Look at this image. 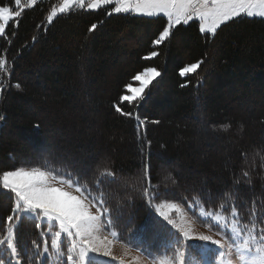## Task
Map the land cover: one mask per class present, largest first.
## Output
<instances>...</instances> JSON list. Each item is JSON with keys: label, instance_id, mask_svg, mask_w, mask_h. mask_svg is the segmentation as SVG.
I'll list each match as a JSON object with an SVG mask.
<instances>
[{"label": "trees", "instance_id": "16d2710c", "mask_svg": "<svg viewBox=\"0 0 264 264\" xmlns=\"http://www.w3.org/2000/svg\"><path fill=\"white\" fill-rule=\"evenodd\" d=\"M2 2L16 9L14 0ZM55 2L40 0L24 10L19 26L11 24L0 40V58H7L14 84L0 106L5 122L0 131V173L12 162L79 182L96 203L101 200L120 241L149 254L168 251L178 236L158 218L155 205L159 198L185 207L198 204L235 217L241 224L264 225V149L251 164L246 166L244 160L258 133L264 134V19L237 17L215 34L202 33L200 23L193 20L176 26L167 40L154 45L167 27L164 17L108 15L107 9L92 12L77 6L48 22ZM92 24L97 25L95 31H89ZM125 34L135 40L129 52L123 45ZM152 51L159 54L144 59ZM201 59L204 63L196 73L179 75L182 67ZM148 67H156L161 76L144 93L146 99L139 106L121 102V95L129 93L126 85L134 86L133 77ZM115 104L133 116L121 115ZM84 105L106 113L100 123L103 136H87L86 127L97 113ZM158 106L169 111L166 122L155 115ZM50 108L56 115L53 126L73 125L77 137H84L88 145L113 149V161L81 170L44 146L38 157L16 161L17 141L6 136L8 129L42 133L50 123L40 119L39 113L49 114ZM199 109L203 118L208 116L210 128L206 129L211 135L224 139L244 127V138L230 165L196 161ZM156 151L191 166L203 165L207 185L201 187L199 175L193 173L192 177L159 182L157 167L164 158L157 157ZM211 162L219 179L211 171ZM135 175L140 177L137 186L120 190ZM173 179L185 189L175 188ZM14 206V194L0 184V238L9 228L14 229L23 264H39L41 235H46L48 226H39L25 215H13ZM9 215H13L11 224ZM48 249L51 251L50 244ZM0 258L5 263L10 259L2 246Z\"/></svg>", "mask_w": 264, "mask_h": 264}, {"label": "rangeland", "instance_id": "374dc122", "mask_svg": "<svg viewBox=\"0 0 264 264\" xmlns=\"http://www.w3.org/2000/svg\"><path fill=\"white\" fill-rule=\"evenodd\" d=\"M38 1L40 0H36V3ZM88 3H91V0H85L86 6ZM114 3L115 0H113V3L109 5L102 4L97 10H89L85 6L84 10L94 12L107 9L108 11H111L114 7ZM35 4H32L31 0H25L23 4L21 3L20 9H23V11L29 10L33 8ZM62 5L63 0H56L52 10L49 13V15H51L54 10L56 11V15L53 16V19L64 14L58 11L59 7ZM77 6L78 5H73L72 8ZM70 10H66L65 13L69 12ZM113 15L166 18L162 15L152 17L136 14L113 13ZM248 18L264 19L258 16ZM193 20H197L200 23L198 17L195 16L188 23ZM11 24L12 22H9V24L6 25V31ZM181 24H184L183 21ZM223 24H221L218 29ZM175 27L176 26L173 28ZM2 37L3 36H0V40ZM123 45L129 52L133 49V46H135V40L131 39L130 35L125 34L123 37ZM13 86V81H10V87ZM138 86H140V82L135 81L134 87ZM84 107L89 111L91 110L93 113L98 114H96V119H94L93 123L86 127L87 136L90 138L94 135V133L98 136H103L104 132H102L103 129L100 123H102V121L105 119L106 113L103 110L95 112L86 105H84ZM51 111L52 109L50 108L49 114L39 113L40 119H42L44 122L50 123L47 126L48 128L45 129L46 131H43L42 133L33 134L22 128L8 129L6 136L17 141V143H15V151H17V154L14 156L16 161L17 159L29 160L38 157L39 154H42V152L39 151L43 148V146L46 147L48 151H57L58 159L67 160L71 162L73 166L81 170H89L91 167L93 168L99 164H104L105 162L111 163L113 161V149L109 150V148H103V146H101V148H97L96 144L93 146L88 145L84 137L83 139L77 137V134L75 133L76 129L73 125L64 126L58 123L53 126L54 124L51 123L56 120V115L51 113ZM202 113L203 112L199 109L198 115L200 120L198 123L200 130L197 133V143L195 145L196 152L198 154L196 161L201 164L214 161L216 164L230 165L232 162L231 159L234 158V153L238 142L244 138V127L242 126L243 128L240 127L238 130H235L230 137L222 139L217 137L215 134L211 135L209 132H207L206 128H210L207 125L208 116L203 118L204 113ZM155 115L161 116L162 120L166 122L169 118V111H165L162 106H158L155 109ZM214 129L215 128H212L211 131L216 130ZM258 136H261V138ZM249 147H251L250 150H248L246 152V156H244L246 166L251 164V161H253V159L258 156L259 150L264 149L263 132L258 133L257 141H255V143ZM155 155L157 157L164 158V160H162L157 167V176L160 179L159 182H164L166 179L168 180L171 177H175L177 179L179 177H192L193 173L195 176L199 175L198 178L201 179V187H205L207 185L209 178L203 174V165L198 167L191 166L187 164L185 160H179L175 157H171L170 155H165L162 151H156ZM212 157L214 160L211 159ZM214 162H211L210 168L212 172L217 174L216 177L219 179L221 175L218 173L219 171H217V167L215 166ZM18 167L29 168L26 166H19L17 163L13 164L11 162L10 165L4 166L3 172L15 170ZM188 167H191V169ZM3 172L0 173V175H2ZM188 172H190V174H188ZM54 176L57 178V187H61L65 191H70L73 195H80V193L75 191L74 180L57 175ZM61 178L65 181L71 180L73 182V186L69 187L67 183H60ZM139 180V175L133 176L132 181H130L128 185L120 187V190H129L131 189V186H137ZM173 182L175 188L185 189V186L182 183L176 186V179H173ZM115 187L117 186L115 185ZM86 194L88 196L87 202L92 203V207L90 209L91 213L100 217L96 222L94 230L89 234V238L92 239L94 243H96L100 250L97 252H92L90 250L87 251L82 261L80 260V256L83 248L80 237L75 235L69 236L67 231L60 226L58 221H56L54 218L45 217L42 211L29 212L25 210L18 212V215H27L34 218L36 217L39 226H42L44 223L49 226L48 234H50V237L44 233L41 235L43 238L42 252H40L39 255L40 260L42 258L43 264H47L46 255L49 254L48 251L44 252V241L47 240L48 242L49 238H51L49 243L50 247L54 252L50 253L51 259L48 261V264H66V259L69 254L73 256L76 264H264V225H257L255 223L246 225L241 224L237 219H235V217H227L222 212L216 213L211 210H206L204 207L198 204H191L188 207H185L175 201L166 199L162 200L159 198L158 204L155 205L158 218L164 223L169 224L168 221L164 219V217L160 216L161 212L165 213L169 219L174 220L176 224H179L180 228L183 229L184 232L188 233V236L185 237L183 232L176 229L172 224H169L172 231L178 235L177 238H175L173 244L170 245L171 248L169 252L151 256L120 241L118 239L117 232L107 220L105 214L100 213L99 209L96 207L94 199L88 193ZM127 199L128 198H124L123 201ZM98 202L101 203V200H98ZM13 215L16 216L17 214L13 213ZM56 232H60L61 235L59 238H57L55 246H53L52 239ZM205 235L209 236L211 239L207 241L200 239L201 236ZM213 241H220L221 243L220 245H217L213 243ZM105 252H108L109 254L106 255ZM20 262L23 264L22 258Z\"/></svg>", "mask_w": 264, "mask_h": 264}, {"label": "snow or ice", "instance_id": "6c2138e0", "mask_svg": "<svg viewBox=\"0 0 264 264\" xmlns=\"http://www.w3.org/2000/svg\"><path fill=\"white\" fill-rule=\"evenodd\" d=\"M16 9L6 6L0 0V36L6 35V25L12 22L14 27L19 26V18L22 15L23 9H20L22 0H14ZM32 4L36 0H31ZM113 0H91V3L85 5V0H63V5L59 7L60 13H65L70 10L73 5H78L81 9L85 6L89 10H97L100 6L112 4ZM19 9V10H17ZM115 14H136L146 15L149 17L162 15L167 18V27L159 34L158 38L153 41L154 45H161L171 35V29L182 23L187 24L194 16L198 17L200 21V31L215 34L218 27L228 21L237 17H255L264 18V0H115L114 7L108 15ZM56 15L54 10L48 16V21L51 22L53 16ZM97 25L92 24L89 31H95ZM35 39V38H33ZM159 53L152 51L144 59H151L156 57ZM6 61L0 58V69H4ZM204 61L197 60L190 63L179 70L181 77L188 76L201 67ZM161 76V72L156 67L145 68L142 72L136 74L133 79L140 82V86L134 87L131 83L126 85L127 92L131 94H123L120 97L121 102H128L129 104L139 102L146 99L144 95L145 90ZM184 85H181L183 87ZM19 87V85H16ZM115 110L121 115L132 117L131 111H124L120 104L114 105ZM140 119L139 115L135 117ZM3 119V117H0ZM158 123V121H157ZM39 127V125H36ZM56 177L48 171H44L39 167L31 169L25 167H18L15 170L4 171L0 175V184L6 190H10L14 194L15 208L13 213L18 215V211L41 212L45 217L54 218L59 222L60 226L65 229L69 236L75 235L80 237L83 251L80 260H83L87 251L97 252L99 247L89 234L94 230L96 222L99 220L98 215H93L90 211L92 207L91 202L88 201L87 190L83 189L79 182L75 183V191L80 195H73L70 191H65L61 187L56 186ZM150 180V176L148 177ZM60 183H67L69 187L73 186L71 180L65 181L61 178ZM96 207L100 213L105 211L104 205L100 202L96 203ZM160 216L164 217L169 224H172L176 229L183 232L185 237L188 236L176 224L174 220L161 212ZM9 224L13 221V215L7 217ZM39 227V226H37ZM61 235L56 232L52 239V245L55 246L57 238ZM202 240H210L209 236H201ZM35 244V242H33ZM102 243V242H101ZM213 243L220 245V241H213ZM0 246L9 253L10 259L8 264H21L20 254L17 246L14 243V235L12 228L7 230V234L0 238ZM37 248L40 245H36ZM48 251V242L44 241V252ZM108 255V252H105ZM0 264H5L4 259L0 258ZM66 264H76L73 256L69 254L66 259Z\"/></svg>", "mask_w": 264, "mask_h": 264}, {"label": "built area", "instance_id": "2783aa9c", "mask_svg": "<svg viewBox=\"0 0 264 264\" xmlns=\"http://www.w3.org/2000/svg\"><path fill=\"white\" fill-rule=\"evenodd\" d=\"M6 63L4 65V69H0V106L3 104L2 101L4 102V96L5 92L10 90V81H12V74L10 70V65L8 63L7 58H3ZM0 117H3V119H0V131L5 125L4 122V114H3V109L0 107Z\"/></svg>", "mask_w": 264, "mask_h": 264}]
</instances>
